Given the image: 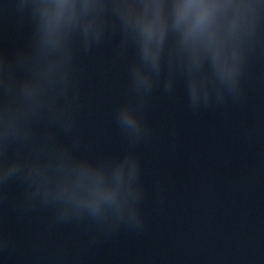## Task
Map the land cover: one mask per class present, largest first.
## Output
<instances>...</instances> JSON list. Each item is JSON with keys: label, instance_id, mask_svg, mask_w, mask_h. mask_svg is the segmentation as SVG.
Returning <instances> with one entry per match:
<instances>
[{"label": "water", "instance_id": "water-1", "mask_svg": "<svg viewBox=\"0 0 264 264\" xmlns=\"http://www.w3.org/2000/svg\"><path fill=\"white\" fill-rule=\"evenodd\" d=\"M43 2L0 0V264H264V8L232 89L184 43L174 0L155 61L135 24L147 0H94L48 48ZM81 167L140 222L37 192L36 168L55 190Z\"/></svg>", "mask_w": 264, "mask_h": 264}, {"label": "clouds", "instance_id": "clouds-1", "mask_svg": "<svg viewBox=\"0 0 264 264\" xmlns=\"http://www.w3.org/2000/svg\"><path fill=\"white\" fill-rule=\"evenodd\" d=\"M94 6V0H44L40 5L43 46L56 47L62 26L75 21L80 9ZM166 7L164 0H147L144 11L135 19L143 36L145 55L154 61L158 60L159 45L167 31ZM170 7L175 25L182 30L184 43L194 53L210 54L222 83L235 89L244 62L245 45L264 8V0H174ZM90 28L91 22L86 23L85 30ZM191 89L195 99L204 86L193 80ZM122 118L130 127L136 126L134 116L127 110ZM125 163L116 166L118 176L123 175ZM132 171L135 172V164ZM34 180L43 198L63 202V214L84 209L100 214L109 206L118 216L126 214L131 223L138 224L141 220L139 209L121 195L119 187L104 184L102 175L88 167H81L75 176L59 177L55 190L50 187L49 175L39 168L34 170Z\"/></svg>", "mask_w": 264, "mask_h": 264}]
</instances>
